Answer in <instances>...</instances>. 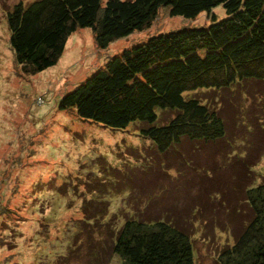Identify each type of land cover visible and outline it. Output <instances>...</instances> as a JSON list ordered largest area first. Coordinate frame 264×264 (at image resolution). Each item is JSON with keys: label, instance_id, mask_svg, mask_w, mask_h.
I'll return each instance as SVG.
<instances>
[{"label": "rangeland", "instance_id": "obj_1", "mask_svg": "<svg viewBox=\"0 0 264 264\" xmlns=\"http://www.w3.org/2000/svg\"><path fill=\"white\" fill-rule=\"evenodd\" d=\"M17 1L0 0V264H56L55 257L57 264H89L74 249L93 254L95 264H119L108 254L106 234H84L95 222L85 221L83 228L81 221L83 205L87 210L105 203L115 220L144 206H151L152 218L173 215L188 229L194 264H216L244 222L233 209L246 205L244 193L254 187L238 177L237 162L259 167L256 186L264 178V83L193 95L222 108L226 140H240L242 159L222 158L229 152L225 140L183 141L161 156L141 137L139 122L111 130L56 105L116 53L159 32L206 27L209 15L189 20L161 8L148 28L104 50L96 48L90 29H78L53 67L30 74L15 62L8 44L5 12ZM214 10L218 19L224 17L221 7ZM171 115L161 111L160 119Z\"/></svg>", "mask_w": 264, "mask_h": 264}, {"label": "trees", "instance_id": "obj_2", "mask_svg": "<svg viewBox=\"0 0 264 264\" xmlns=\"http://www.w3.org/2000/svg\"><path fill=\"white\" fill-rule=\"evenodd\" d=\"M217 7L224 11L221 19L215 14ZM161 8H168L170 17L189 20L206 13L210 24L159 32L123 49L64 93L57 109L74 110L80 120L111 130L139 122L141 137L161 156L183 141L225 140L229 152L222 158L242 159L236 144L240 140H226L222 108L216 101L193 95L264 83V0H106L103 5L102 0H19L5 12L8 44L15 62L25 72L37 74L56 64L66 39L76 30L90 29L96 48L104 50L148 28ZM161 111L172 115L161 121ZM256 168L237 162L238 177L247 178L254 187L244 193L246 205L233 209L244 215V222L233 234L232 245H224L216 264H264V178L256 186ZM95 205L82 207L83 228L85 221L95 222L84 234H106L108 254L119 264H194L188 229L173 215L152 218L151 206H144L115 220L109 204ZM74 250L79 251L75 257L95 264L90 252ZM52 261L57 264V257Z\"/></svg>", "mask_w": 264, "mask_h": 264}]
</instances>
